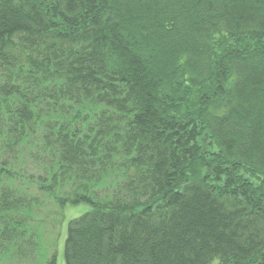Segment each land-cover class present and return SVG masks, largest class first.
Wrapping results in <instances>:
<instances>
[{
	"label": "trees",
	"instance_id": "trees-1",
	"mask_svg": "<svg viewBox=\"0 0 264 264\" xmlns=\"http://www.w3.org/2000/svg\"><path fill=\"white\" fill-rule=\"evenodd\" d=\"M78 205L64 264L264 263V0H0V264Z\"/></svg>",
	"mask_w": 264,
	"mask_h": 264
},
{
	"label": "rangeland",
	"instance_id": "rangeland-1",
	"mask_svg": "<svg viewBox=\"0 0 264 264\" xmlns=\"http://www.w3.org/2000/svg\"><path fill=\"white\" fill-rule=\"evenodd\" d=\"M86 208L85 205H78V206H71L67 207L64 212L65 220L60 226H56L55 228L52 225H49L46 229V250L51 253L55 250L57 254L56 264H64L63 257H62V240L65 232V225L69 218L72 216H77ZM53 218H57L58 211L55 209H51L50 211ZM54 220V219H52ZM58 221V220H57ZM57 235V237H56ZM52 246V247H51ZM54 246V247H53ZM264 264V263H261Z\"/></svg>",
	"mask_w": 264,
	"mask_h": 264
}]
</instances>
